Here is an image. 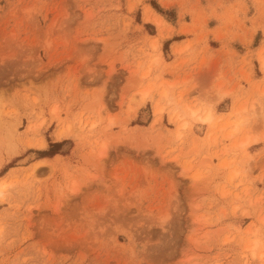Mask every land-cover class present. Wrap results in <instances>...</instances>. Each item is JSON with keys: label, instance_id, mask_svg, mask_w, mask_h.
<instances>
[{"label": "rangeland", "instance_id": "rangeland-1", "mask_svg": "<svg viewBox=\"0 0 264 264\" xmlns=\"http://www.w3.org/2000/svg\"><path fill=\"white\" fill-rule=\"evenodd\" d=\"M261 60L264 0H0V264H264Z\"/></svg>", "mask_w": 264, "mask_h": 264}, {"label": "bare ground", "instance_id": "bare-ground-1", "mask_svg": "<svg viewBox=\"0 0 264 264\" xmlns=\"http://www.w3.org/2000/svg\"><path fill=\"white\" fill-rule=\"evenodd\" d=\"M146 19H149L148 17H146ZM261 69L262 70H264V60H261ZM155 106V105H154ZM161 112H162V109L160 108V107H156L155 106V108H154V115H155V120L157 119V117H159L160 116V114H161ZM209 118V115H207V117L205 116L204 117V120H207ZM154 120V121H155ZM1 132V131H0Z\"/></svg>", "mask_w": 264, "mask_h": 264}, {"label": "trees", "instance_id": "trees-1", "mask_svg": "<svg viewBox=\"0 0 264 264\" xmlns=\"http://www.w3.org/2000/svg\"><path fill=\"white\" fill-rule=\"evenodd\" d=\"M65 140L61 141V142H54V143H50V146L53 147V146H56V145H59V144H62ZM39 155L42 157V156H47L49 154L48 151H38ZM52 153H55V152H52ZM51 154V153H50ZM9 167V166H8ZM6 169H4L1 173L5 172Z\"/></svg>", "mask_w": 264, "mask_h": 264}, {"label": "crops", "instance_id": "crops-1", "mask_svg": "<svg viewBox=\"0 0 264 264\" xmlns=\"http://www.w3.org/2000/svg\"><path fill=\"white\" fill-rule=\"evenodd\" d=\"M178 42L177 40H171V44ZM45 158V157H44ZM47 160V159H46Z\"/></svg>", "mask_w": 264, "mask_h": 264}]
</instances>
